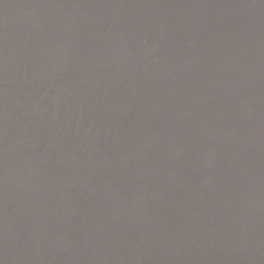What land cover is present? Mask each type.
Instances as JSON below:
<instances>
[{
  "label": "water",
  "instance_id": "water-1",
  "mask_svg": "<svg viewBox=\"0 0 264 264\" xmlns=\"http://www.w3.org/2000/svg\"><path fill=\"white\" fill-rule=\"evenodd\" d=\"M0 264H264V0H0Z\"/></svg>",
  "mask_w": 264,
  "mask_h": 264
}]
</instances>
